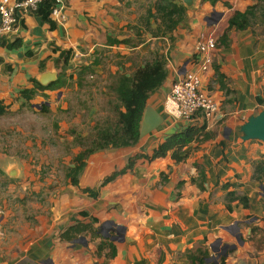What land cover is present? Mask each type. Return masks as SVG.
Returning <instances> with one entry per match:
<instances>
[{
  "label": "crops",
  "instance_id": "obj_1",
  "mask_svg": "<svg viewBox=\"0 0 264 264\" xmlns=\"http://www.w3.org/2000/svg\"><path fill=\"white\" fill-rule=\"evenodd\" d=\"M61 1V17L50 14L51 23L38 18L36 10L19 13L17 33L9 38L19 46L10 51L0 46V106L5 112L11 106L30 107L40 120L56 107L65 111L62 85L71 83L82 92L97 81L105 85L111 74L131 75L158 56L167 76L146 106L164 123L132 147L92 154L76 187L65 179L66 172L62 187L42 179L50 170L47 155L37 163L0 156V174L10 180L8 186L0 180V188L15 201L6 204L3 196L0 264H199L187 255L200 250L207 255L205 264H264V143L244 141L240 132L248 118L264 111V35L258 27L228 29L230 17L254 0H193L191 7L178 0L186 8L183 21L172 34L158 37L152 33L159 23L147 17L155 0ZM209 37L216 39V48L200 80L201 90L218 103L214 121L200 116L173 121L164 112V101L173 82L185 70H195L196 46ZM47 77L52 79L47 82ZM59 79L61 86L36 90L30 101L19 94L32 89V81L47 86ZM92 119L89 113L83 120L93 125ZM187 127L211 137L186 146L181 161L171 152L149 158L170 135ZM88 189L96 192L94 198ZM230 193L246 196L248 206L230 199Z\"/></svg>",
  "mask_w": 264,
  "mask_h": 264
},
{
  "label": "trees",
  "instance_id": "obj_2",
  "mask_svg": "<svg viewBox=\"0 0 264 264\" xmlns=\"http://www.w3.org/2000/svg\"><path fill=\"white\" fill-rule=\"evenodd\" d=\"M54 7L52 1H44L41 3L34 14L44 22L49 21V15ZM152 10L154 13H152ZM186 8L178 3V0H155L147 17L158 22L156 32H153L155 37L166 36L172 34L176 30L179 23L184 19ZM255 27L260 28L261 34L264 35V0H254L252 6H249L244 12H235L228 20V29L235 31L254 30ZM12 39L0 40V46L8 51L16 49L19 44L17 42L10 43ZM222 40V39H221ZM221 42V41H220ZM225 44L222 40L221 44ZM86 75V74H85ZM84 72L78 74V85L82 86L81 80L85 77ZM167 76L165 69V61L156 56L153 60L144 63L137 68L131 75L114 74L108 77V85L112 94V101L109 105H113V117L106 119L101 123H96L92 129V136L83 146V149L75 155L71 161L72 165L66 170L65 179L74 187L78 185V180L82 174L86 160L94 153L104 151L108 148H127L132 147L139 141V130L142 116L150 96L156 92L164 83ZM59 79L55 84L41 86L36 81L33 82V88L20 91V96L23 100L30 101L37 93L36 90H55L63 84L59 83ZM43 112H47L44 107ZM5 114V110L0 106V116ZM200 116L198 113L195 117ZM191 119V120H192ZM211 135L204 133L202 129L196 127H187L180 132L170 135L164 143L154 150L150 159L163 158L167 153L171 152V157L176 161H181L179 153L192 142L202 143L208 140ZM131 165V163H130ZM128 165V168L129 166ZM123 171L112 174L107 177L103 184L114 180ZM85 192L92 198L96 196V192L88 189ZM234 198V193L228 195ZM236 200L244 206H248L246 196L235 197ZM228 210L231 206L227 205ZM69 231H74L69 229ZM68 231V232H69ZM64 239H67L65 236ZM114 254L112 249V255ZM188 259L197 261L199 264H205L207 257L202 250L196 253L187 255Z\"/></svg>",
  "mask_w": 264,
  "mask_h": 264
},
{
  "label": "rangeland",
  "instance_id": "obj_3",
  "mask_svg": "<svg viewBox=\"0 0 264 264\" xmlns=\"http://www.w3.org/2000/svg\"><path fill=\"white\" fill-rule=\"evenodd\" d=\"M137 9L141 10L142 8L137 7ZM92 80L95 78H89V81ZM107 85L108 79L106 84L101 86L97 81L95 85H88V88H84L82 92H77L75 88H72L71 83L67 86L62 85L64 90L60 93V98L66 101L67 110L63 111L56 107L54 113L52 111L46 117H40V120L37 116L33 118L36 113L30 107L19 106L18 109L16 106L9 107L5 114L0 116V156L18 159L21 157L25 162L37 163L41 155H47L50 170L41 175L42 179L50 180L54 184L56 183L55 185L62 187L65 183L64 175L67 170L64 164L67 160L73 159L74 150L77 147L80 150L83 149L82 145H85L93 135L92 129L96 123L113 117V105H109L113 94L109 89H106ZM87 107L93 111H88ZM89 113L93 118V125L86 124L83 120L89 116ZM257 114L259 113L256 112L255 115ZM74 119L79 120L72 123ZM58 123L68 125L67 130H65L67 126H60L63 128L60 130ZM80 135L85 136L82 138ZM0 180L5 186L10 184V180L1 174ZM51 182L50 185H52ZM6 191L7 189L0 188V213L4 209L2 204H4L5 197H7L6 204L15 202L8 200V197L13 194ZM52 192L53 190H50V195L53 194ZM25 212L28 213L23 210V214ZM16 213H19L18 210Z\"/></svg>",
  "mask_w": 264,
  "mask_h": 264
},
{
  "label": "built area",
  "instance_id": "obj_4",
  "mask_svg": "<svg viewBox=\"0 0 264 264\" xmlns=\"http://www.w3.org/2000/svg\"><path fill=\"white\" fill-rule=\"evenodd\" d=\"M44 1L47 0H0V39L8 40L16 35L19 27L18 14L35 11ZM48 1L54 3L51 15L57 20L60 19L62 1ZM215 48L214 38L209 37L199 42L196 46L198 58L192 63L195 70H185L171 85L164 101V112L173 121H191L198 113L205 121H214L218 103L201 90L200 76L211 68ZM73 57L80 58V54L74 53Z\"/></svg>",
  "mask_w": 264,
  "mask_h": 264
},
{
  "label": "water",
  "instance_id": "obj_5",
  "mask_svg": "<svg viewBox=\"0 0 264 264\" xmlns=\"http://www.w3.org/2000/svg\"><path fill=\"white\" fill-rule=\"evenodd\" d=\"M180 1L186 7H191L193 4V0ZM50 78L52 79V77ZM50 78L47 77L46 81L48 82ZM46 81H42V83L44 84ZM163 123V118L147 105L140 123L139 139H142L157 130ZM240 132L242 133V139L244 141L254 140L264 143V111L248 118L247 121L240 127Z\"/></svg>",
  "mask_w": 264,
  "mask_h": 264
}]
</instances>
